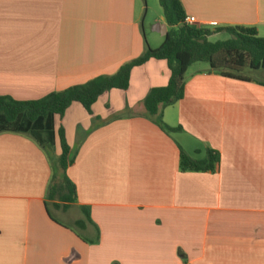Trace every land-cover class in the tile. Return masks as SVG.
Masks as SVG:
<instances>
[{"label": "crops", "instance_id": "1", "mask_svg": "<svg viewBox=\"0 0 264 264\" xmlns=\"http://www.w3.org/2000/svg\"><path fill=\"white\" fill-rule=\"evenodd\" d=\"M181 1L197 28L254 27L264 38V0ZM144 3L0 0V96L39 100L140 57ZM169 79L167 63L151 60L127 91L102 95L93 116L74 103L56 118L77 194L57 213L72 211L75 227L48 214L47 154L0 134V264H264V79L187 72L184 98L163 113L183 130L167 135L143 101ZM207 147L220 155L215 172L180 170V148Z\"/></svg>", "mask_w": 264, "mask_h": 264}, {"label": "trees", "instance_id": "2", "mask_svg": "<svg viewBox=\"0 0 264 264\" xmlns=\"http://www.w3.org/2000/svg\"><path fill=\"white\" fill-rule=\"evenodd\" d=\"M168 27L167 36L160 47L147 50L140 57L123 63L110 75H100L81 85L34 101H18L9 96H0V134H19L32 139L48 156L52 165V177L47 190L46 207L50 218L60 221L51 208L67 211L76 203V187L67 175L75 155L66 142L64 129L56 133L55 120L62 118L68 108L79 103L93 116V106L106 92L127 91L132 71L151 60L165 61L170 79L165 87L153 88L143 101L146 116L167 135L181 132L182 127H169L163 120L164 110L184 98L186 74L197 63L208 64L209 72L222 77L249 81L245 72L264 69V38L254 27L229 26L216 29L197 28L184 23L187 17L181 0H158ZM227 33L226 41H210V37ZM57 134L61 153L56 155ZM203 154V155H202ZM220 164L217 151L207 147L204 152L193 155L180 148L182 172H215ZM85 216L88 219V212ZM83 222H77L82 226Z\"/></svg>", "mask_w": 264, "mask_h": 264}, {"label": "rangeland", "instance_id": "3", "mask_svg": "<svg viewBox=\"0 0 264 264\" xmlns=\"http://www.w3.org/2000/svg\"><path fill=\"white\" fill-rule=\"evenodd\" d=\"M144 4H145L144 13L141 19L144 40L152 48H158L165 40V36L154 31L156 26L163 19L162 8L160 7L158 0H145ZM229 38L230 36L227 33L223 32V33L215 34L212 37H210V41L212 42L226 41ZM206 68H209L208 64L197 63L189 68L188 74H192L196 70H201ZM245 74L254 79H264V76L257 72H252V73L245 72ZM51 210L53 212V215L58 219H60L62 222L68 224L71 227H75V225L72 224L73 222L72 220L74 218L72 211L68 212L66 216L63 217L59 213H57L58 210H55L53 208H51Z\"/></svg>", "mask_w": 264, "mask_h": 264}, {"label": "built area", "instance_id": "4", "mask_svg": "<svg viewBox=\"0 0 264 264\" xmlns=\"http://www.w3.org/2000/svg\"><path fill=\"white\" fill-rule=\"evenodd\" d=\"M184 23L187 26H197L198 21L196 20L195 17H186L185 20H184Z\"/></svg>", "mask_w": 264, "mask_h": 264}, {"label": "water", "instance_id": "5", "mask_svg": "<svg viewBox=\"0 0 264 264\" xmlns=\"http://www.w3.org/2000/svg\"><path fill=\"white\" fill-rule=\"evenodd\" d=\"M156 31L162 34L163 36H167L168 33L166 25H157Z\"/></svg>", "mask_w": 264, "mask_h": 264}]
</instances>
